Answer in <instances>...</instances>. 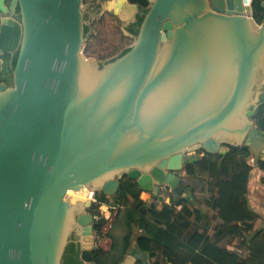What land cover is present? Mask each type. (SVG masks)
<instances>
[{
	"label": "water",
	"instance_id": "water-1",
	"mask_svg": "<svg viewBox=\"0 0 264 264\" xmlns=\"http://www.w3.org/2000/svg\"><path fill=\"white\" fill-rule=\"evenodd\" d=\"M121 1V10L137 7ZM83 2L11 6L20 5L22 46L14 86L0 85V264H63L72 243L81 264H98L94 227L112 213H88L91 194L117 209L128 176L143 200L160 205L165 192L178 205L189 192L179 173L197 153L224 155L228 145L264 159L253 120L264 96V20H254L253 0H149L130 51L105 64L82 55L95 14ZM118 5L95 16L128 23ZM137 263L148 264L134 241L122 264Z\"/></svg>",
	"mask_w": 264,
	"mask_h": 264
},
{
	"label": "trees",
	"instance_id": "trees-1",
	"mask_svg": "<svg viewBox=\"0 0 264 264\" xmlns=\"http://www.w3.org/2000/svg\"><path fill=\"white\" fill-rule=\"evenodd\" d=\"M128 1L137 5L142 13L127 28L128 33L137 36L150 3L149 0ZM263 3L264 0H253L252 3L253 18L259 25L264 20ZM85 32L86 35L90 32L89 26H86ZM129 51L130 47L124 49L111 61ZM253 120L264 131V96ZM225 147L228 152L224 155L200 152L199 161L184 168L186 175L191 178L199 173L207 176V186L212 194L203 204L192 194V200L183 199L178 205L172 196L170 204L163 203L159 208L152 196L149 201L143 200V192L137 183L124 176L117 194L118 208L109 209L112 217L105 226L94 227L98 237H106L112 241V250L106 252L97 247L93 251L95 261L98 264H122L135 241L149 264H264V228L254 230L259 215L251 207L249 200L255 173L261 174L264 185V159L255 158L250 150L242 147ZM252 160L254 163H251ZM189 187L193 193L192 186ZM97 196V204L88 212L101 217L100 207L109 205L110 200L104 194ZM206 208L217 212L223 222L222 229L216 233L215 242L206 230L200 231L197 228V225H204L208 220ZM191 215L194 219L193 226L191 221L186 223L187 217L189 219ZM176 220L190 228L185 241L178 236L177 227L174 226ZM109 224V229L104 232ZM119 229L124 231L121 239L116 237ZM224 240L226 244L221 246L220 243ZM156 245L161 248L162 260L159 261L156 259ZM244 249L248 252L247 257L242 252ZM113 253L119 254L117 261H112ZM153 258L156 261L153 262ZM63 264H81L80 250L75 244L68 246Z\"/></svg>",
	"mask_w": 264,
	"mask_h": 264
},
{
	"label": "rangeland",
	"instance_id": "rangeland-1",
	"mask_svg": "<svg viewBox=\"0 0 264 264\" xmlns=\"http://www.w3.org/2000/svg\"><path fill=\"white\" fill-rule=\"evenodd\" d=\"M114 1L115 0H84L83 8L89 12H92V9L97 6H100L101 10L106 8L112 10L111 4ZM125 8L124 17H127L128 12L129 16H131L128 23H126L127 18L122 17V21L119 16L114 14H105L106 12L103 16H95V14H98L95 13L91 16L90 20L86 22V25L90 27V32L86 35L82 48V55L84 58H87L95 63L105 64L118 57L124 49L131 47L134 44V37L128 33L127 26L130 22L135 21L134 16L138 12L139 8L136 7L135 9H132L130 6ZM107 13L111 12L108 11ZM179 177L183 186H192L193 196L199 200L201 204H203L206 199L210 198L212 190L207 186L206 175L199 173L198 176L191 178L187 176L183 170L179 173ZM163 194H166V196H173L172 193L163 192ZM93 199L96 200V202L93 201V205L97 204V194L94 195ZM253 202L254 204L256 203V201ZM105 206L107 208L106 213H108L110 211L109 206ZM158 206H161V204ZM206 211L209 212V209L206 208ZM104 215L105 213H102V216ZM188 222H190V220H187L186 223ZM121 233H124V231L122 230Z\"/></svg>",
	"mask_w": 264,
	"mask_h": 264
},
{
	"label": "crops",
	"instance_id": "crops-1",
	"mask_svg": "<svg viewBox=\"0 0 264 264\" xmlns=\"http://www.w3.org/2000/svg\"><path fill=\"white\" fill-rule=\"evenodd\" d=\"M251 163H254V161L252 160ZM256 171H254V173ZM251 192L252 193H250V195H249V200H250L251 207L259 215V217L256 219V222L254 224V230L258 231V230L264 228V185L261 182V174L259 172L257 173V175L255 173V176H254V178L252 180ZM164 196H165L164 203L170 204L171 196H166V194H164ZM150 199H151V195H148L147 196V200L149 201ZM253 201H256V203L254 204ZM159 208H161V206H159ZM190 210L193 211L192 206H190ZM100 211H101V213H106V211H107L106 206L103 205L102 207H100ZM209 212H208L209 214L207 215L208 216L207 222L203 223L204 225H199V226L197 225V228L200 231L206 230L208 235L212 238V241L215 242L216 241V233L219 231V229H222L223 222L218 217V213L217 212H212L211 210H209ZM188 217H187V220H190L191 221V226H193L194 225V219H193L192 215H191V217L189 219H188ZM174 226L177 227V232H178L179 238L181 240L185 241L186 240L187 231L190 230V228L186 227L185 223L179 222L177 220L174 222ZM109 227H110V224L104 229V232H106L109 229ZM121 232H122L121 229L116 231V234H117L116 237L118 239H121L122 236L124 235V233H121ZM225 244H226L225 240L222 243H220L221 246H223ZM97 247L103 248L106 252H111V250H112V241L109 240L106 237L100 238V237H98V235H96V248ZM155 249H156V252H157L156 253V255H157L156 259L158 261L162 260L161 248L158 245H156ZM242 252H244V256L245 257L248 256L247 250L244 249ZM118 259H119V254L118 253H113L112 261H117ZM156 259L153 258V262L156 261ZM147 262H148V260H147ZM148 264H149V262H148Z\"/></svg>",
	"mask_w": 264,
	"mask_h": 264
},
{
	"label": "flooded vegetation",
	"instance_id": "flooded-vegetation-1",
	"mask_svg": "<svg viewBox=\"0 0 264 264\" xmlns=\"http://www.w3.org/2000/svg\"><path fill=\"white\" fill-rule=\"evenodd\" d=\"M13 1L14 0H4L3 5L7 9V13H5L4 16L0 14V35H2L1 49L4 52V54L0 57V85L4 84L8 88H12L14 86V70L17 65L22 46V32L20 30V26L22 23L21 10L19 3H16L14 13H11V6ZM92 10V13H99L101 8L100 6H97L94 7ZM139 14H142L140 9L138 10V14L135 17L136 20ZM89 17L90 16H88L87 21L90 20ZM4 20L6 30L2 33L1 25ZM134 23L135 22H130V25ZM198 154L199 153H197V155ZM184 187L186 188V190H189V192L186 193L187 195L183 199L192 200V189L186 186Z\"/></svg>",
	"mask_w": 264,
	"mask_h": 264
},
{
	"label": "bare ground",
	"instance_id": "bare-ground-1",
	"mask_svg": "<svg viewBox=\"0 0 264 264\" xmlns=\"http://www.w3.org/2000/svg\"><path fill=\"white\" fill-rule=\"evenodd\" d=\"M116 3H118L119 5H118V8H117V10H118V12H120V14H122L123 13V11H124V9H120V7H121V3H122V1L121 0H115L112 4H111V7L112 8H114L115 7V5H116ZM126 13H127V11H126ZM128 14V16H129V12L127 13ZM5 50V49H4Z\"/></svg>",
	"mask_w": 264,
	"mask_h": 264
},
{
	"label": "built area",
	"instance_id": "built-area-1",
	"mask_svg": "<svg viewBox=\"0 0 264 264\" xmlns=\"http://www.w3.org/2000/svg\"><path fill=\"white\" fill-rule=\"evenodd\" d=\"M93 197H94V196L91 194V197H90V198L92 199V201L96 202V200H94Z\"/></svg>",
	"mask_w": 264,
	"mask_h": 264
}]
</instances>
